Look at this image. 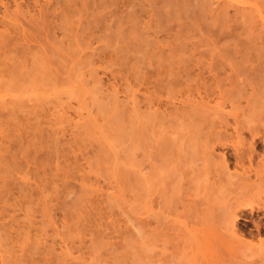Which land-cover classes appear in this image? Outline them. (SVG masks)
I'll list each match as a JSON object with an SVG mask.
<instances>
[{"label": "rangeland", "instance_id": "374dc122", "mask_svg": "<svg viewBox=\"0 0 264 264\" xmlns=\"http://www.w3.org/2000/svg\"><path fill=\"white\" fill-rule=\"evenodd\" d=\"M0 264H264V0H0Z\"/></svg>", "mask_w": 264, "mask_h": 264}]
</instances>
